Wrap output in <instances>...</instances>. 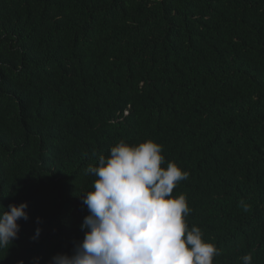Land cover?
<instances>
[{"label":"trees","instance_id":"1","mask_svg":"<svg viewBox=\"0 0 264 264\" xmlns=\"http://www.w3.org/2000/svg\"><path fill=\"white\" fill-rule=\"evenodd\" d=\"M121 140L189 173L214 264H264V0H0V214L29 205L0 264L72 254Z\"/></svg>","mask_w":264,"mask_h":264},{"label":"clouds","instance_id":"2","mask_svg":"<svg viewBox=\"0 0 264 264\" xmlns=\"http://www.w3.org/2000/svg\"><path fill=\"white\" fill-rule=\"evenodd\" d=\"M162 151L152 140H121L89 166L87 173L96 179L93 190L80 196L89 213L81 225L84 238L71 255L57 254L50 264H214L220 249L203 239L199 227L188 228L186 196L171 195L189 173L175 162L162 167ZM28 207L11 204L0 214V249L19 238L18 221L29 219ZM41 233L38 227L32 240ZM242 264H253L252 255L243 256Z\"/></svg>","mask_w":264,"mask_h":264}]
</instances>
